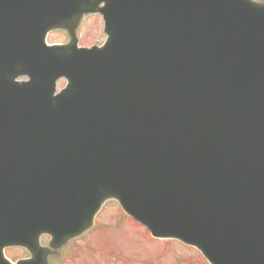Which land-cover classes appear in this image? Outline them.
<instances>
[{
  "label": "water",
  "instance_id": "water-1",
  "mask_svg": "<svg viewBox=\"0 0 264 264\" xmlns=\"http://www.w3.org/2000/svg\"><path fill=\"white\" fill-rule=\"evenodd\" d=\"M91 14L107 41L78 49ZM109 199L210 264H264V4L0 0V264H47Z\"/></svg>",
  "mask_w": 264,
  "mask_h": 264
},
{
  "label": "rangeland",
  "instance_id": "rangeland-1",
  "mask_svg": "<svg viewBox=\"0 0 264 264\" xmlns=\"http://www.w3.org/2000/svg\"><path fill=\"white\" fill-rule=\"evenodd\" d=\"M264 3V0H253ZM79 47L101 46L105 41L102 20L98 16L86 17L77 32ZM63 32L50 33L49 44H65ZM62 82L59 83L61 88ZM92 230L76 240L69 241L51 264H207L199 252L178 241L153 240L144 229L134 225L118 211L117 204L107 203L101 209ZM132 223V224H131ZM48 238L41 240L47 244ZM21 249H6L10 262L26 259Z\"/></svg>",
  "mask_w": 264,
  "mask_h": 264
}]
</instances>
